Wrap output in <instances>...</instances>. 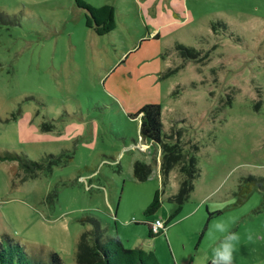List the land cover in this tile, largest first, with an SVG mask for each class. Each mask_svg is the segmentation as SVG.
Listing matches in <instances>:
<instances>
[{
    "label": "rangeland",
    "instance_id": "1",
    "mask_svg": "<svg viewBox=\"0 0 264 264\" xmlns=\"http://www.w3.org/2000/svg\"><path fill=\"white\" fill-rule=\"evenodd\" d=\"M86 1L114 4L116 28L97 34L76 0H0V150L74 156L25 182L17 162L0 161V236L77 264L91 228L82 218L95 216L161 264H207L210 230L234 221V264H264V184L250 180L264 178V0ZM177 43L198 57L185 60ZM148 103L161 105L167 141L181 130L185 150L199 146L201 168L190 200L154 237L138 222H166L180 174L164 185L161 148L140 136L133 116ZM138 159L153 166L147 180L133 175ZM55 189L51 206L45 198ZM158 189L162 205L147 215Z\"/></svg>",
    "mask_w": 264,
    "mask_h": 264
},
{
    "label": "trees",
    "instance_id": "2",
    "mask_svg": "<svg viewBox=\"0 0 264 264\" xmlns=\"http://www.w3.org/2000/svg\"><path fill=\"white\" fill-rule=\"evenodd\" d=\"M78 6L86 10L87 26L92 28L97 34L104 35L111 32L117 26L115 17V5L103 3L92 4L86 0H76ZM0 19L4 20V13L0 10ZM226 29L225 23H218ZM216 30L217 28L213 26ZM176 49L180 50L181 56L185 60L196 59L199 52L190 46L177 43ZM182 65L170 67L163 75L166 78L178 72ZM231 102V101H230ZM229 102V103H230ZM258 107V106H257ZM15 117V116H14ZM140 117V136L148 143L157 144L161 148V172L163 174V184L166 185L171 171L178 169L180 174L179 190L169 199L176 204L175 210L170 214L165 223V229L154 233L152 221H139L149 227V235L154 237L165 232L170 224L182 211L195 190V181L201 175L197 152L199 146L194 144V150H185L180 142L182 131L178 130L180 136L176 142L167 141L165 125L162 120V107L157 103H148L141 107L133 116ZM52 125L43 122V131H50ZM181 129V128H179ZM69 150H62L59 154L46 153L40 160H34L25 153L15 150H0V161L17 162V175L21 182L36 179L42 174H50L56 166H65L73 159V153ZM153 173V166L143 160H136L133 165V175L137 180H147ZM251 178V179H250ZM250 180L261 181L264 178L250 177ZM59 197L57 189L47 194L45 201L49 205H54ZM162 205L161 190L158 189L145 210L147 215L154 214ZM211 215V214H210ZM82 221L91 225L78 241L76 260L77 264H161L153 250H145L142 247H127L120 236L109 235L101 221L95 216H85ZM45 254V253H44ZM208 261L207 264H209ZM0 264H66L60 254L54 250L49 251L45 256H33L28 247L18 238L10 234L0 236Z\"/></svg>",
    "mask_w": 264,
    "mask_h": 264
},
{
    "label": "clouds",
    "instance_id": "3",
    "mask_svg": "<svg viewBox=\"0 0 264 264\" xmlns=\"http://www.w3.org/2000/svg\"><path fill=\"white\" fill-rule=\"evenodd\" d=\"M232 223L234 221H219L210 230L213 246L209 264H234V253L240 236L232 230ZM248 239L251 240L252 236L249 235Z\"/></svg>",
    "mask_w": 264,
    "mask_h": 264
},
{
    "label": "built area",
    "instance_id": "4",
    "mask_svg": "<svg viewBox=\"0 0 264 264\" xmlns=\"http://www.w3.org/2000/svg\"><path fill=\"white\" fill-rule=\"evenodd\" d=\"M165 221L157 218L155 221L152 222V230L154 233H157L163 229H165Z\"/></svg>",
    "mask_w": 264,
    "mask_h": 264
},
{
    "label": "crops",
    "instance_id": "5",
    "mask_svg": "<svg viewBox=\"0 0 264 264\" xmlns=\"http://www.w3.org/2000/svg\"><path fill=\"white\" fill-rule=\"evenodd\" d=\"M120 236V235H119ZM122 239V238H121ZM189 264H192L191 262H189Z\"/></svg>",
    "mask_w": 264,
    "mask_h": 264
}]
</instances>
